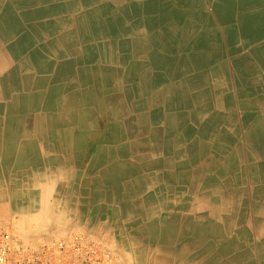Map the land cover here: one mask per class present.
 <instances>
[{
  "label": "bare ground",
  "instance_id": "obj_1",
  "mask_svg": "<svg viewBox=\"0 0 264 264\" xmlns=\"http://www.w3.org/2000/svg\"><path fill=\"white\" fill-rule=\"evenodd\" d=\"M251 1L0 0V143L23 149L19 162L52 167L30 174V192L41 196L30 198L31 207L39 204L49 216L68 212L77 193L72 179L96 177L84 191L126 198L114 201L110 215L123 227L119 247L131 258L264 264L263 137L234 151L229 134L221 145H207L218 118L196 108L201 85L233 80L229 64L243 67L248 59L217 53L235 45L227 34L264 36V0ZM142 27L150 36L139 41L142 50L126 51L134 40L118 35L142 34ZM255 56L261 72L264 55ZM168 79L171 86L156 87ZM206 153L217 158L219 177L193 170ZM231 184L235 192L225 197L220 189ZM34 231L25 233L29 242L43 236Z\"/></svg>",
  "mask_w": 264,
  "mask_h": 264
},
{
  "label": "crops",
  "instance_id": "obj_2",
  "mask_svg": "<svg viewBox=\"0 0 264 264\" xmlns=\"http://www.w3.org/2000/svg\"><path fill=\"white\" fill-rule=\"evenodd\" d=\"M133 3L136 4L135 5L136 7H138V5L140 6L139 2L134 1ZM133 3L130 4L133 5ZM251 3H252L251 6L256 5L255 4L256 2L254 0H252ZM151 15H153V13L147 15L148 23H153V21L155 20V16L151 17ZM130 22L133 23L134 21H130ZM203 26L204 25L202 24L200 25L199 32L202 34H206L207 30ZM142 29L143 27L140 30ZM201 31H204V33ZM148 32L149 31L145 28L142 34L131 33L132 35L131 36L123 33L124 36L123 34H120V36L118 35V37H120L121 39L128 38L134 40L133 44L130 47L126 48V51L130 50L131 52V50H136V49L142 50L141 47H138L139 41L145 36L150 37ZM227 36L228 38L235 40L234 41L235 45L231 48H228L226 50L224 49L217 53H221L222 55H230L232 56L231 59L232 58L239 59L240 57L249 55L248 59L246 63H244L243 67L234 65L233 63H231L232 65L229 64L230 71L232 72L231 78H233V80L232 79L228 80L225 77H221V78L219 77L218 78L219 80L216 79V81L215 80L211 81L209 82V84L206 83L205 85H201L199 89L197 88L199 92L204 96L202 102L199 104L200 106H197L196 108L198 111L204 113L205 116L208 114L206 116L208 118H212V117L218 118L215 122L212 121L215 125L214 130L208 131L209 135H216V143H212V140L208 135L207 138H205V144L212 145L214 147H216L217 145H221L226 140L227 134H229L230 136H232L233 141L228 144V148L234 151V150H239L240 146L243 147L242 149H244L245 146L247 145H250V148L254 147L255 145H258L259 143L258 142L256 143V137L258 138L262 136L264 140V82H263L264 78L261 74L264 73V70H261V72H259L260 69L257 65V60L255 59L256 56L254 57V54L264 55V36H259L257 37V39L256 37L253 36L252 37L250 36L247 39V36L246 37L241 35L236 36L235 33H228ZM255 39L257 40L256 42ZM112 42H116V41H112ZM131 47H135V48L131 49ZM256 51L259 53H257ZM149 52L158 53V49L155 48V50L152 49L149 50L148 53ZM116 68L122 69L123 67L119 65L116 66ZM253 72L255 74H253ZM158 76L159 74L156 75V77ZM166 76L167 78L168 77L171 78L170 75L168 74ZM172 83L173 81L171 79H168L166 80V82L162 81L156 87H159L162 90L164 88L171 86ZM197 89L194 90L198 91ZM215 92L217 94H215ZM219 101H221L222 104ZM217 103L219 104V106ZM233 118L236 119L237 121H240L242 126H238V127L235 126L233 127V125L230 126L228 124V120L229 119L232 120ZM240 122L238 123L240 124ZM10 145H11L10 143L9 144L0 143V186H1L0 187V229H5L9 231L12 230L15 233L18 232L16 234L24 238L27 237L25 236L26 235L25 233L31 230H35L34 231L35 234H38L37 231H41L42 234L54 230L55 232H59V231L62 232L64 230L70 232L80 231L82 233H86V234L88 233L87 235L90 239L97 238V239L105 240L110 245L112 250L110 248L109 249L112 252L117 251V253L122 255L123 264H138V262L139 264L144 263L141 261L140 258H131L128 254H126V252H128L129 249H125L126 252H122V250L120 249L122 244L119 247L120 237L118 236V231L122 230L123 227L119 228L114 224H111L112 222H115V217L113 216L115 214L110 215L111 212L110 209L117 207V204H115L114 201L125 203L126 198L119 197L120 199L118 200V198L115 199L113 197L112 198L107 197L104 194L97 195L95 191L92 190L88 192L84 191V184L87 187L92 188L91 186L93 182H96L95 180L96 177L93 178L79 177L81 180L78 178L76 179L74 178L72 179V184L73 183L75 184L76 186L75 189L77 193L73 196L74 201L73 200L71 201V205H69V210L67 209L68 212L59 211L49 216L50 214H47V212H45V210L42 209L41 205L39 204L34 205V207H31L30 205L31 203L30 198L39 199L41 197L38 194L35 195V194H31L30 192V189L32 188L31 186H33L34 183L32 181L33 177H30V174H32V172L34 171H39V173L45 174L47 170H52L50 169L52 167H49V165L44 160H39L36 163L31 161H26L24 163L19 162V160L16 159L15 157L23 149L20 150L18 147L13 145L10 146ZM227 155L229 156V154ZM216 159L217 158H215L214 154L206 153V157L200 159L199 161V164L201 166H197L193 170L196 171V169L198 168H201L203 170L204 167V171L202 172V175L205 174L204 176H207L209 178L219 177V174L222 173V171L217 167L212 168V165L216 161ZM219 160L221 161V158ZM241 163L243 164V169L241 173L244 174L245 173L244 164L246 165L249 162H246L244 160L241 161ZM24 165L25 167H23ZM37 182H39V180H37ZM67 182H69L68 179H62L60 181V183H62V185L65 187L67 186ZM125 182L131 183L133 181L126 180ZM204 187H205L204 189H208V190L212 188L211 183L209 185L204 184ZM235 189L236 188L234 187V185L231 184V186L226 188L225 190L220 189V192L221 193L224 192L225 197H230V196L232 197L235 192ZM20 191L22 194L20 193ZM134 200L137 201L138 199L136 198ZM44 212L46 214H44ZM46 217H50V218L47 219ZM146 260L152 261L151 259H146Z\"/></svg>",
  "mask_w": 264,
  "mask_h": 264
},
{
  "label": "built area",
  "instance_id": "obj_3",
  "mask_svg": "<svg viewBox=\"0 0 264 264\" xmlns=\"http://www.w3.org/2000/svg\"><path fill=\"white\" fill-rule=\"evenodd\" d=\"M0 264H113L110 251L86 237L54 239L37 248L0 229Z\"/></svg>",
  "mask_w": 264,
  "mask_h": 264
},
{
  "label": "rangeland",
  "instance_id": "obj_4",
  "mask_svg": "<svg viewBox=\"0 0 264 264\" xmlns=\"http://www.w3.org/2000/svg\"><path fill=\"white\" fill-rule=\"evenodd\" d=\"M5 230V229H4ZM8 232H10V234L12 235V237L13 238H15L16 240H22L23 241V239H24V244L25 243H27V244H29L30 246H32V247H34V248H37V247H39L40 245H42V244H44V243H48V241L50 242V241H52V240H54V239H66V238H69V237H71V236H73V235H75V236H81V237H86V238H88V240L89 241H92V242H95V243H99V244H102L104 247H106L109 251H110V253H111V255H112V258H113V256L115 257H117V258H113V264H123V262H122V255L121 254H119V253H117V251L116 252H112L111 250V247H110V245L105 241V240H103V239H97V238H94V239H90L89 237H88V235L86 234V233H82V232H70V231H67V230H64V231H59V233L58 232H56L55 233V230L54 231H49V234L51 233L52 234V236H50L49 234L47 235V233H44L43 234V236H41V238H39L38 240H36V241H34V242H29V240L27 239V237H22V236H20V235H18V234H16L14 231H12V230H7ZM74 233H76V234H74ZM45 235V236H44ZM17 238H16V237ZM48 236V237H47ZM21 237V238H20ZM44 237V238H43ZM47 238H49V240L47 239ZM39 245V246H38ZM111 250H110V249ZM121 257V258H120Z\"/></svg>",
  "mask_w": 264,
  "mask_h": 264
}]
</instances>
